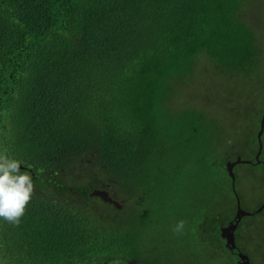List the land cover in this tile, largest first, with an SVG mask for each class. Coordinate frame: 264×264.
Instances as JSON below:
<instances>
[{"label": "trees", "instance_id": "trees-1", "mask_svg": "<svg viewBox=\"0 0 264 264\" xmlns=\"http://www.w3.org/2000/svg\"><path fill=\"white\" fill-rule=\"evenodd\" d=\"M255 1L0 0V149L27 162L39 190L18 225L0 218V264H183L168 247L149 248L154 227L171 218L168 237L180 216L175 240L192 264H241L239 252L256 264L252 243L264 259V202L242 206L238 164L235 180L226 165L241 156L264 167L255 158L264 114ZM210 70L222 108L184 94ZM186 173L209 181L177 213L170 188ZM259 173L244 175L253 192L264 189ZM106 181L122 208L91 196ZM236 193L252 214L232 249L221 228L235 221Z\"/></svg>", "mask_w": 264, "mask_h": 264}, {"label": "rangeland", "instance_id": "rangeland-1", "mask_svg": "<svg viewBox=\"0 0 264 264\" xmlns=\"http://www.w3.org/2000/svg\"><path fill=\"white\" fill-rule=\"evenodd\" d=\"M249 15L251 16V11L249 12ZM253 16L255 21L258 23L260 26L261 30L264 31V0H256L255 5H254V10H253ZM208 73L211 75H200L197 80L192 84L189 93H184L186 98L189 99H194L197 103H195V106H205V107H214L216 109L222 108L223 107V99L226 97V93L222 90L221 88H215L213 83L217 82L216 77H214V71L210 70ZM190 95V97H189ZM183 99V98H182ZM181 100H178V103L180 104ZM193 101V102H194ZM182 104V103H181ZM264 143V140H263ZM262 158L264 159V150L262 152ZM195 169V168H194ZM194 169L191 167L187 171V173L192 172ZM264 170L263 166L255 167L251 163H242L238 164L236 172L238 175L241 177V181H239L237 185V190L239 194L243 196V203L242 206H246L248 209H253L254 207L256 208L259 206L262 202H264V189L260 190L259 192H253V189L250 188V184H247V179L245 178V174H251L253 171L255 173H259ZM183 174L182 178H180L175 186L171 187L170 189H177L175 191L176 194V201L173 203V207L175 209V212L177 213H183L180 207L181 199L183 201L186 200L187 194L191 195H197L200 194L202 195L204 193V188H201L205 182H208V176H203V174ZM192 177L190 178V176ZM258 175H261L260 173ZM197 176V187L194 185L191 186V181L194 179V177ZM190 178V179H188ZM243 179V180H242ZM185 184L188 185L185 190L183 187H179V184ZM256 193V194H251V193ZM247 194V195H246ZM181 195V198H180ZM180 200V201H179ZM179 201V202H178ZM129 203V211L128 214H131V207H136L134 203ZM182 203V202H181ZM122 208V207H121ZM185 211V210H184ZM180 215V214H179ZM185 215V214H182ZM250 216V215H249ZM169 217V215H168ZM183 218L186 219L184 216L180 217H175L176 220H183ZM171 219V218H170ZM170 219L163 218L164 221L160 223V226L154 227V233L153 235L156 236L159 239V242L156 243L153 246H150L149 248H159L160 250L158 251L159 253L161 252V249H165V247H168L170 251H172V259L173 262H179L183 264H192L193 257L190 255L191 251L187 250V247L185 246V242L175 240L177 238L178 233L173 232L171 235L167 237V223L170 221ZM258 220H261V218H257ZM174 237L172 240L170 238ZM262 236H260L261 240ZM176 242L172 243V242ZM169 244V245H167ZM252 251L256 255V264H264V259H263V248L258 247V245L252 243ZM105 262V261H104Z\"/></svg>", "mask_w": 264, "mask_h": 264}, {"label": "clouds", "instance_id": "clouds-1", "mask_svg": "<svg viewBox=\"0 0 264 264\" xmlns=\"http://www.w3.org/2000/svg\"><path fill=\"white\" fill-rule=\"evenodd\" d=\"M24 164L26 167L21 168ZM35 190L33 172L27 162L9 153L7 148L0 149V218L9 223L19 224L26 212ZM185 221L179 220L174 231L181 233Z\"/></svg>", "mask_w": 264, "mask_h": 264}, {"label": "water", "instance_id": "water-1", "mask_svg": "<svg viewBox=\"0 0 264 264\" xmlns=\"http://www.w3.org/2000/svg\"><path fill=\"white\" fill-rule=\"evenodd\" d=\"M264 132V114L262 116L261 119V123H260V130L258 132V140H259V149L258 152L255 156L257 163L261 162V154L263 152V141H262V134ZM252 161L249 159H242L241 156H238L236 160L233 161H228L227 162V169L228 172L230 174V176L233 178V180H235V172H234V167L236 164L239 163H251ZM234 191L236 192V188L235 186L233 187ZM236 197H237V210L235 213V221H231L228 225L222 227V236L226 239V245L232 249L236 248V242H235V229L239 223V221L242 219L243 216L245 215H250L252 214L250 211H246L241 207V202H240V196L236 193ZM107 201L109 202H114L116 203V201H114L112 198L108 197L107 195H105L104 197ZM264 208V204H262L261 207H259L256 212L261 211ZM239 257H240V262L241 264H251L250 262V257L249 255L243 253V252H239Z\"/></svg>", "mask_w": 264, "mask_h": 264}, {"label": "flooded vegetation", "instance_id": "flooded-vegetation-1", "mask_svg": "<svg viewBox=\"0 0 264 264\" xmlns=\"http://www.w3.org/2000/svg\"><path fill=\"white\" fill-rule=\"evenodd\" d=\"M261 159V162L259 163V164H263L264 165V159H262V158H260ZM80 178V180H81V178H83V176H81V177H79ZM85 183H87V185L90 183H88L87 181H85ZM104 185H105V187L104 188H102V187H95V188H93V190H91L90 191V194H91V196H97V197H105V195H107L108 197H110V198H112L114 201H116V205L118 206V207H123V206H121L120 205V201L118 200V199H115L114 197H113V195L111 194V190H109V182H105L104 183ZM41 190V189H40ZM35 191H36V193L38 194V189H36L35 188ZM41 194L42 195H44V196H46V197H48V192H47V190H45V189H43L42 188V190H41ZM105 199V198H104ZM106 200V199H105ZM114 203V202H113ZM2 221L0 220V223H1ZM2 247H4V245L5 246H7V244H0ZM116 260V259H115ZM105 261L104 263H100V261H96L94 264H136V261L135 260H129V261H126L125 263L123 262H118V261Z\"/></svg>", "mask_w": 264, "mask_h": 264}]
</instances>
